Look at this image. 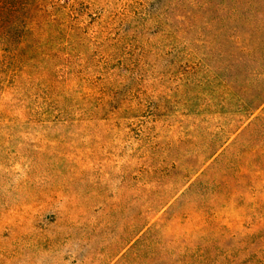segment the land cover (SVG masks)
Masks as SVG:
<instances>
[{"label": "rangeland", "instance_id": "obj_1", "mask_svg": "<svg viewBox=\"0 0 264 264\" xmlns=\"http://www.w3.org/2000/svg\"><path fill=\"white\" fill-rule=\"evenodd\" d=\"M264 0H0V264H264Z\"/></svg>", "mask_w": 264, "mask_h": 264}, {"label": "trees", "instance_id": "obj_2", "mask_svg": "<svg viewBox=\"0 0 264 264\" xmlns=\"http://www.w3.org/2000/svg\"><path fill=\"white\" fill-rule=\"evenodd\" d=\"M262 98H261V101H260V105H259V108L264 104V89H263V93H262Z\"/></svg>", "mask_w": 264, "mask_h": 264}]
</instances>
